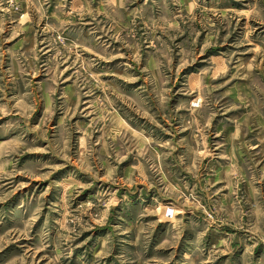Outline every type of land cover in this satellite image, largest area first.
<instances>
[{
  "label": "rangeland",
  "instance_id": "rangeland-1",
  "mask_svg": "<svg viewBox=\"0 0 264 264\" xmlns=\"http://www.w3.org/2000/svg\"><path fill=\"white\" fill-rule=\"evenodd\" d=\"M0 264H264V0H0Z\"/></svg>",
  "mask_w": 264,
  "mask_h": 264
}]
</instances>
